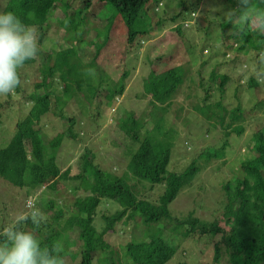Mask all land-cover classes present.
I'll return each instance as SVG.
<instances>
[{"label":"trees","instance_id":"1","mask_svg":"<svg viewBox=\"0 0 264 264\" xmlns=\"http://www.w3.org/2000/svg\"><path fill=\"white\" fill-rule=\"evenodd\" d=\"M78 1H82L81 6L74 5ZM160 1L8 0L6 2L0 12L13 11L24 23L38 26L39 31H42L41 44L44 40L43 31L52 27L50 16L54 10L60 8L63 15L51 17L52 19L64 16L65 18L60 23L63 40L53 46L56 53L50 52L43 56L42 60L37 61L36 58L25 63V65L37 64L35 72L40 75L37 77L35 73L31 93L26 95L28 101L21 104V100H14L12 94L8 95L6 103L0 98V116L4 107L10 108L13 103L16 106L20 105L18 108L21 109L13 137L7 145L0 148V184L9 182L13 188L24 191L26 197L31 196L29 199L34 201L36 209L46 217V222L42 223L39 229H35L42 246L51 247L54 241L59 240L64 244L65 257L87 254L88 259L84 264H92L93 260L98 264H115L116 260L117 264H167L173 259L180 245L164 236L168 223L171 224L170 229L173 231L183 224H188L185 232L187 237L196 232L203 236L221 234V239L214 245V262L203 264L220 261L222 244L230 254V264H264V96L261 94V89L264 87L261 88L251 76L246 88L256 97V101L252 102L250 108L242 106L238 88L234 91V96L238 99L237 105L230 109L225 105L226 87L231 75L222 74L219 70L213 71L208 84L200 75L199 85L204 87L205 94L199 101H191L198 98L195 91H190L184 98L186 107L202 115L203 120L219 121L225 127L223 136L226 139L232 134L237 136L244 134L246 131L244 122L250 118H252L251 126L257 130L254 136L258 142L251 157L241 162V174L234 175L233 179L228 180L221 188L223 198L215 220L203 222L191 216L187 221L177 222L174 228L172 225L175 223L168 222L169 203L187 183L193 180L196 167L193 165L183 172H170L167 175L171 149L158 151L152 139L136 129L138 120L134 115L128 114L120 124L126 137L138 143V149L128 163V171L125 175H115L102 169L96 163V155L88 145L82 149L81 160L76 163L79 167L76 173H72L70 166L63 168L58 162L59 153L67 143L85 145L88 141L86 124L97 122L101 116V112L94 107V104L96 95L104 88L106 80L102 77V82L95 87L85 83L88 81L85 72L82 75L77 71L72 75L76 77L74 79L71 76L76 69L70 55L76 56L78 53L79 56L86 57L84 51L86 46L78 51L75 43H83L87 40L89 30L87 23L96 22L95 18L98 22H103V24L96 22L98 32L94 36L99 42L96 44L98 57L89 62L96 66L105 45L115 41L112 33L116 26L122 27L129 46L138 43L139 35L154 32L153 11ZM238 2L239 0H236L233 7ZM254 2L255 0H250V3ZM256 3L259 4L260 0H256ZM97 6L101 8L95 11ZM195 9L197 10V7L193 4L188 5L182 1L180 9L171 16L174 22L179 18L185 20V24L177 25L179 32L182 31V26L188 25L185 14H190V17L198 16ZM202 12L203 10L200 13ZM205 17L210 24L213 23L210 12L206 11ZM155 23L159 26L168 25L161 17L157 18ZM46 24L48 26H45ZM219 24L222 26L221 42L225 48L237 47L235 49L238 52L244 51L246 54L254 51L257 57L264 51V35L255 31H241L239 26L227 21L226 15ZM235 44L238 45L234 46ZM215 48L217 49L213 47L214 50ZM205 50L210 52L207 46ZM185 55L188 57L186 56L184 63L179 59L177 65L166 67L164 70L159 71L152 66L148 78L144 81L145 92L151 95V104L155 108L159 106L162 112L171 111L178 92L183 89L186 79L184 69L192 67V59L188 53ZM173 60L167 61V64H171ZM80 62L81 59L79 65ZM206 63L207 61H203L202 66ZM191 79L195 84L192 75ZM22 87L26 85L21 83L14 93H21ZM107 91L110 97L116 98L124 93L125 86L121 85L119 90L107 89ZM22 92L26 93V90ZM216 94L218 99L214 102L209 101ZM185 103H180L178 108L183 110ZM74 104L77 105L76 113L74 114V110L69 113L71 108L69 110L68 108ZM45 116L53 117L55 124L59 122L62 128L52 133L48 132L51 130L50 127L45 130L46 123L43 120ZM64 121L67 125L63 123ZM50 133L54 135L49 139L46 138L47 141L44 135ZM131 176L135 182L133 184L128 183ZM55 179L64 182L62 188L50 187L49 184ZM145 183L150 186L140 187ZM156 184H161L165 190L156 193L155 199L139 197L144 188H150L148 193H155ZM2 204L0 229L10 224L8 205L7 202L4 203V198L0 194V205ZM159 222L165 224L160 225ZM120 223L130 227V239L122 248L116 250L111 248L105 236L108 232L116 230ZM143 225L147 226V229L141 230ZM24 227L30 230L34 228L31 220ZM175 234L176 232L173 236ZM74 246L76 247L71 249ZM176 263L190 264L186 260Z\"/></svg>","mask_w":264,"mask_h":264},{"label":"rangeland","instance_id":"2","mask_svg":"<svg viewBox=\"0 0 264 264\" xmlns=\"http://www.w3.org/2000/svg\"><path fill=\"white\" fill-rule=\"evenodd\" d=\"M7 1L0 0L1 10ZM182 1L197 7L195 12L198 16L190 17V14H185L184 17L187 19L188 25L182 26V31L179 32L180 29L178 30L177 25L185 24V20L179 18L174 22L171 16L180 9ZM234 2L236 3V0H161L156 5V10L153 11L152 29L154 32L139 35L137 37L138 43L129 46L122 27L116 26L112 33L115 41L105 45L96 66L91 65L89 62L98 57L96 44H99V42L94 36L98 32V24H103V22H98L96 18L93 20L98 24L88 22L87 40L83 43H75L78 51L86 46L84 51L87 58L79 56L78 53L76 56L70 55L74 60L76 69L71 76L77 71H80L81 74L85 72L88 79L85 83L92 84L95 87L102 82V77L106 80L104 81V88L97 93L94 104V107H97V110L101 112V116H99L97 122L91 125L86 124L85 132L88 141L84 146L70 142L61 150L58 157L61 167L67 168L70 166L72 173H76L79 169L76 163L81 160L82 149L88 145L96 155V163L102 169L115 175H125L128 171L127 165L138 149V143L132 138L126 137L125 132L120 128V124L128 114L134 115L138 120V128L136 129H139L142 135L149 136L158 151L166 148L171 149L172 155L167 167V175L170 172H183L193 165L196 167L193 180L187 183L177 197L169 203L170 217H168V222L175 223L172 225L174 228L177 222L187 221L191 216L199 218L203 222L215 220L223 198L221 188L228 180L233 179L234 175L241 174V162L251 157L256 142H258L256 136H254L257 130L254 129V126H251L252 118H250L247 122H244L246 126L244 134L241 136L232 134L226 139L223 136L225 127L219 121L203 120L202 115L186 107L184 98L190 91H195L198 98L191 99V101H199L205 94L204 87L199 85L200 75L208 84L213 71L219 70L222 74L229 73L231 75L224 98V103L229 109L238 103V99L234 96L236 88H238L243 107L250 108L252 102L256 101V97L251 95L246 85L256 66L257 53H254V51L248 54L244 51L238 52L235 49L237 47L225 48L221 42L222 26L219 22L225 17V13L240 8L239 2L233 7ZM74 5L81 6L82 1H78ZM100 8L101 6H97L94 10L98 11ZM202 10L203 12L200 13ZM206 11L207 13L210 12L212 16V24L206 20ZM58 15H63L60 8L55 9L50 16L51 24L53 23L51 29L43 31L42 46L44 50L38 54L37 61L42 60V57L50 54V52L55 54L54 44L61 43L63 40L60 23L65 16L52 19ZM160 17L167 22V26H159L155 23L157 18ZM39 32L41 36L42 31ZM104 33L106 34V32ZM205 46L210 48V52L204 51ZM213 47H217V49L214 50ZM186 53L192 59V67L184 69L186 79L183 89L178 92L173 108L169 112H166L168 110L162 112L159 106L155 108L151 104V95L145 92L144 81L148 78L153 67L161 71L166 67L177 65L179 59H182V63H184ZM79 59H81L80 65L78 64ZM170 60H173V62L168 65L167 61ZM203 61H207L205 66H202ZM36 67L37 64H26L20 69L21 81L26 85V87H22V91L25 89L26 93L22 91L17 94L12 93V97H14V100H21V104L28 101L26 95L31 93V84L35 78ZM191 75L196 81L195 84L192 82ZM36 76L40 77L38 73H36ZM74 78L76 77L72 76V79ZM121 85L125 86L124 93L119 94L116 98L110 97L111 95L109 96L107 89L119 90ZM260 87L262 88V86ZM261 90V94L264 96V88ZM0 98L2 102L6 103L8 95H0ZM217 99L216 94L209 101L214 102ZM180 103H185L183 110L178 108ZM19 106L13 103L12 107H4L2 110L0 116V119H2L0 121V148L7 145L14 135L16 123L19 120L18 115L21 114ZM69 109V113L74 110L75 114L77 105L74 104ZM43 120L46 123L44 129L46 130L48 127L51 129L48 132L52 133L62 128L59 122L55 124L53 117L45 116ZM65 121L63 123L67 125ZM51 133L44 135L45 139L53 137L54 134ZM133 181L134 179L131 176L128 183H135ZM49 185L51 188L60 189L63 187L64 182L55 179ZM146 186L149 187L150 185L145 183L140 187ZM149 189H142L139 197L146 196L148 199H155L156 193L165 190L161 184L155 185V193H148ZM0 190H2L0 194L4 198V203L7 202L8 205L9 223L21 212L28 211L26 206L31 196L26 197L24 191L13 188L9 185V182L0 184ZM2 206L3 204L0 205V209H2ZM159 224L164 225L165 223L159 222ZM167 225L168 228L164 232V236L180 244L177 253L167 264H177L176 262L180 260H186L190 264L214 262V245L216 241L221 239V234H206L203 236L196 232L187 237L185 232L188 224H183L174 231L170 229L171 224L168 223ZM146 227L143 225L141 230L147 229ZM175 232L176 234L173 236ZM105 239L112 249L119 250L130 239V227L120 223L116 230L106 234ZM75 247H71V249ZM221 250L220 261L214 264H230V254L224 244H222ZM87 259V254L76 255V257L66 256L68 264H84ZM92 264L98 263L93 260ZM115 264H117V260Z\"/></svg>","mask_w":264,"mask_h":264},{"label":"clouds","instance_id":"3","mask_svg":"<svg viewBox=\"0 0 264 264\" xmlns=\"http://www.w3.org/2000/svg\"><path fill=\"white\" fill-rule=\"evenodd\" d=\"M239 4V9L225 13L227 21L241 31L264 35V0L259 4L239 0ZM43 50L38 26L24 23L13 11L0 12V95H10L21 86L20 69ZM251 78L264 87V51L259 53ZM27 208L29 211L21 212L0 229V264H67L61 241L42 246L35 229L46 222V217L32 199L27 201ZM29 220L34 226L31 230L24 227Z\"/></svg>","mask_w":264,"mask_h":264}]
</instances>
